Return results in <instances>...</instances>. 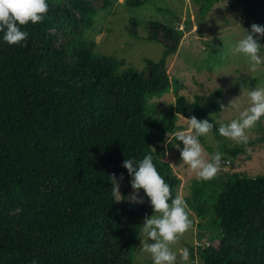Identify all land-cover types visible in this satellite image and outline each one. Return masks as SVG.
<instances>
[{
  "label": "trees",
  "instance_id": "1",
  "mask_svg": "<svg viewBox=\"0 0 264 264\" xmlns=\"http://www.w3.org/2000/svg\"><path fill=\"white\" fill-rule=\"evenodd\" d=\"M193 1L198 18L223 3L241 20L243 33L253 23L264 25V0ZM46 2L41 22L21 26L24 41L0 40V264H138L134 247L151 206L146 196L140 204L129 201L127 192L117 200L110 176L132 189L123 160L151 155L175 198L180 179L160 153L164 146L183 147L174 138L184 130L179 116L205 120L221 93L191 101L177 96L175 113L154 118L148 102L170 91L167 61L184 31L145 22L142 39L163 52L134 72L97 54L85 38L111 0ZM138 27L130 20L127 35L138 39ZM259 43L264 46V37ZM259 143L248 140L228 153L234 162ZM192 190L195 197L210 194L218 231V244L199 252L203 264H264V175L227 174L193 182Z\"/></svg>",
  "mask_w": 264,
  "mask_h": 264
},
{
  "label": "rangeland",
  "instance_id": "2",
  "mask_svg": "<svg viewBox=\"0 0 264 264\" xmlns=\"http://www.w3.org/2000/svg\"><path fill=\"white\" fill-rule=\"evenodd\" d=\"M47 1L57 3L59 0ZM111 1V9L99 13L93 28L85 34L87 40L95 43V52L124 61L125 68L137 72L144 68L145 59L158 62L163 52V48L157 43L142 39L145 34V22L154 21L174 30H183L184 36L177 54L167 61V73L172 83L170 91L149 100V112L154 118L160 119L176 112L177 96L191 101L195 96H208L214 91H219L221 99L218 107L210 111L205 119L213 124V130L202 136L207 146L201 144L208 154L216 152L222 154V163L213 178L233 173L251 178L264 175V116L252 128L246 130L248 140H261V143L245 150L234 159V162L228 151L244 144L219 136L216 132L219 125L237 118L238 112L230 103L234 98L242 107H247L248 89L264 87V65L253 71L248 67L244 57L231 51L234 43L244 35L241 20L231 15L223 3L214 4L209 13L198 18L199 7L193 0H151L139 8L126 6L127 1L134 0ZM130 20H135L139 24L138 39L131 38L126 33L125 26ZM186 28L189 30L185 31ZM260 55L264 57L263 52H260ZM177 122L186 129L187 121L183 117L179 116ZM160 157L170 165L173 173L180 179L176 196L185 199L192 222L189 229L170 244L171 250L177 253L176 264H203L199 256L200 250L208 245L218 244L215 240L218 231L212 223L215 214L210 194L204 192L195 197L192 183L202 180L181 161L180 152L176 147L169 151L164 146ZM228 162L233 164V169ZM117 183L119 193L115 190L116 199L121 200L123 194L127 192L131 201L133 189H128L122 181ZM138 196L145 200L142 192L139 191ZM149 211L152 215V207ZM140 239H143L142 233L134 247V261L138 264H152L150 254L142 250ZM184 248H187L194 258L189 255L187 261L182 260L180 252Z\"/></svg>",
  "mask_w": 264,
  "mask_h": 264
},
{
  "label": "clouds",
  "instance_id": "3",
  "mask_svg": "<svg viewBox=\"0 0 264 264\" xmlns=\"http://www.w3.org/2000/svg\"><path fill=\"white\" fill-rule=\"evenodd\" d=\"M48 8L46 0H0V40L9 45L24 41L28 33L21 26L29 22H41ZM243 29V37L234 43L231 51L244 57L248 67L255 71L257 67L264 65V57L260 55V49L264 46L259 43L260 38L264 37V25L253 23L249 29ZM247 97V107H242L236 98L230 102L238 116L216 128L219 136L241 144L248 143L246 130L264 116V87L248 89ZM184 119L187 121L186 129L174 133L175 140L183 145L182 148L179 143L175 145L180 152V159L198 179L210 180L219 171L222 154L206 153L199 137L212 132L213 124L208 120H198L195 116ZM121 166L131 177V201L138 204L144 202L138 196L142 189L153 210V214L145 216L140 224L143 235V239H140L142 250L150 254L152 264H176L177 253L171 250L170 244L191 225L190 209L185 199L179 195L171 197L169 185L158 173L151 155H145L139 162L133 158L124 159ZM110 177L118 192L117 177L115 174ZM180 255L182 260L187 261L189 250L182 249Z\"/></svg>",
  "mask_w": 264,
  "mask_h": 264
},
{
  "label": "water",
  "instance_id": "4",
  "mask_svg": "<svg viewBox=\"0 0 264 264\" xmlns=\"http://www.w3.org/2000/svg\"><path fill=\"white\" fill-rule=\"evenodd\" d=\"M228 163H229V165H230V168L233 169V164L230 163V162H228Z\"/></svg>",
  "mask_w": 264,
  "mask_h": 264
}]
</instances>
